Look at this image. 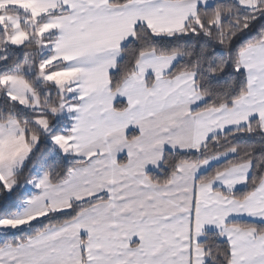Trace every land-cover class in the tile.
Masks as SVG:
<instances>
[{
	"label": "snow or ice",
	"instance_id": "6c2138e0",
	"mask_svg": "<svg viewBox=\"0 0 264 264\" xmlns=\"http://www.w3.org/2000/svg\"><path fill=\"white\" fill-rule=\"evenodd\" d=\"M0 264H264V0H0Z\"/></svg>",
	"mask_w": 264,
	"mask_h": 264
}]
</instances>
